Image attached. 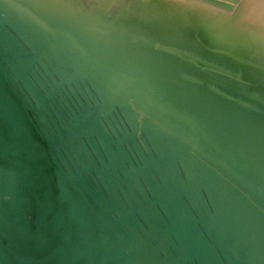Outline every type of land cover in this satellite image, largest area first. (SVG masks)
Returning a JSON list of instances; mask_svg holds the SVG:
<instances>
[{
	"label": "water",
	"instance_id": "obj_1",
	"mask_svg": "<svg viewBox=\"0 0 264 264\" xmlns=\"http://www.w3.org/2000/svg\"><path fill=\"white\" fill-rule=\"evenodd\" d=\"M0 264H264V0H0Z\"/></svg>",
	"mask_w": 264,
	"mask_h": 264
}]
</instances>
